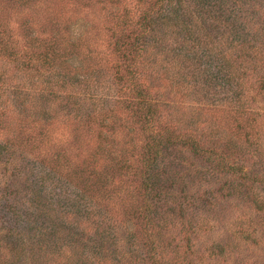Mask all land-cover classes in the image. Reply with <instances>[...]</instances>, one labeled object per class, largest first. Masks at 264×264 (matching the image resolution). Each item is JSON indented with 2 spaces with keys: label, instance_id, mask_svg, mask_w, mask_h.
<instances>
[{
  "label": "rangeland",
  "instance_id": "rangeland-1",
  "mask_svg": "<svg viewBox=\"0 0 264 264\" xmlns=\"http://www.w3.org/2000/svg\"><path fill=\"white\" fill-rule=\"evenodd\" d=\"M154 1L0 0V38L7 40L9 45H14L20 53H24L26 60L29 57L33 58V67L26 72L25 84L31 87L33 81L42 79L41 81L46 83L47 87L50 86L51 91L53 90L51 94L47 88L43 90L42 98L47 101H40L39 96L34 99L26 94L27 100H34L29 102L30 106L20 110L24 93L23 96L16 95L12 87L15 81L18 83L20 73L9 63L6 55L0 54V72L10 74L8 77L2 73L0 75H3L0 78V93L5 91V95L2 97L0 95V99L2 102L9 99L14 106V108L8 106L0 109V141L2 143L17 142V148L13 150V154L19 177L9 175V179L15 180L16 186H21V177L28 176L26 185L19 187L23 189L21 193L24 194L29 190L49 198L48 202L45 201L44 212L40 211L41 216L32 206L19 208L17 220L13 215L7 214V228L14 227L18 230L16 243H20L22 247H28L30 239L35 236L39 227L43 238L48 236V234L44 236L48 228L61 229L57 233L59 237H63V241L58 243V247L77 246L78 241L81 242V246L103 243L105 240H99L94 235V229L91 232L82 231L85 228L83 225L85 219L82 215L87 214L86 211L92 203L97 204L94 209V219L100 220L102 224H111L109 230H112L111 234L118 237L116 238V242L119 241L118 249L126 243L124 247L137 241H144L146 229L142 179L144 178L143 154L146 138L145 136L143 138L142 126L135 123L131 117V107L135 103L131 101L135 97L130 91L126 94L120 92V96L113 99L112 97L116 94H113L111 79L114 76L121 78V82H118L116 87L124 90L132 80L131 77L135 79L142 71L141 68L136 71V65L144 67L139 65L140 62L144 64V57L143 60L142 56L134 61L127 60L119 45L125 36L130 35L132 40L135 34L139 33V29L141 32L144 31V26H141L144 24V15L152 13L149 10L151 7L156 8ZM184 1L185 19H182L184 21L180 22L175 30V38L171 36L172 42L165 44L168 50L176 53L173 54L176 60L174 67H178L182 74L184 72L187 74L181 75L172 82L168 80L172 76L171 73L163 78L167 79L163 85L164 90L174 103L168 107L169 111L176 108L172 117L177 121L179 114L188 115L194 107L193 114L196 111L198 116L195 122L193 119L194 124L191 126L195 127V133L209 134L212 138L215 135L217 139L213 138L216 141L214 145H226L227 148L229 144L231 148L238 147L240 154L237 152L234 159L240 161L253 173L262 175L264 171V99L256 105L249 116H243L246 120L245 124L249 126L243 133L236 128L232 118L235 114L221 112L222 109L212 105L210 101L216 102L215 99L219 101L226 96L227 87L217 78L216 71H213L214 67L224 63L222 54L241 41L245 45L253 36L258 37L264 34L260 30L262 25L258 24L259 21L264 20V0ZM144 3L147 4V8ZM194 51H202L203 57L198 58ZM45 55L53 58V64L54 61L62 62L60 69L63 72L52 64L44 63ZM249 57L245 60L248 61L245 63V68L247 76L252 77L256 65L255 53ZM99 65H104V68L97 69ZM174 67H169V70ZM220 75L222 79L224 73ZM188 78H191L195 84L191 90L183 87L184 83L188 82ZM178 80H180L179 83ZM216 81H218L217 86H215ZM56 82H59L62 87L65 84L66 91L70 92L72 99L77 100L80 113L100 107H104L105 110L112 107V123L108 128L101 126L98 123L100 120H97L90 126L77 128V121L80 120L78 118L74 125L65 129L59 126L53 132L56 145L46 149L40 155L39 137L43 131L39 123L34 125L28 117L33 112L43 111L55 115L57 107L54 105L67 102L66 95H63L61 99L57 97L62 87L55 88ZM164 90L162 93L165 92ZM57 98L59 102H56ZM160 124H165L167 129V123ZM178 128L183 127L180 125ZM169 130L172 132L174 145L165 152L166 158L161 157L157 161L158 164L152 169V175L165 176V179L181 177L182 179L178 182L188 183L191 190L195 182L201 178L198 176L196 181L191 180L192 172L199 168L202 169L203 177L206 178L203 188L210 187L216 190V195L220 197L221 182L216 179L213 180L215 183L210 180L211 184H209V175L205 172L210 167L207 159L190 156V152L184 146V140L177 134L178 129L175 124ZM235 131L239 133L238 136L235 135ZM103 137L107 140L105 141ZM34 163L42 168V171L43 169L51 170V176L44 175L42 186L36 185L35 181V176L38 178L37 171L40 169L29 171V167ZM165 164L168 168L164 174ZM23 167L26 169H22ZM10 171H13V167ZM31 182H34V186ZM27 185L30 187L27 188ZM174 187L172 191L180 194L182 185L178 186L175 183L172 189ZM196 187L194 186L195 190H197ZM203 188L199 189L203 192ZM77 191L84 194L85 198L78 199ZM255 191L260 198L264 197L263 189L258 187ZM63 192L66 198L62 197ZM60 198H62L61 201ZM221 203L217 209L228 208L234 211L241 205L239 203L231 205L230 201ZM0 204H3L0 206V211L8 212L4 202L0 201ZM173 206L174 203L169 204V209ZM61 207L66 209L80 207V211H75L79 213V217L70 216L67 210H62ZM36 213L38 219L33 216ZM105 214H109L111 218L104 220ZM139 215L141 218H138ZM76 224L78 231L84 234L81 238L76 237V244H74L75 237L72 241L71 234L76 230ZM216 237H219L217 233ZM120 238H123L125 242H122L123 239L120 240ZM2 243L0 248L4 250L5 242ZM1 252L0 259L3 258V260L14 256L11 246L10 250Z\"/></svg>",
  "mask_w": 264,
  "mask_h": 264
},
{
  "label": "trees",
  "instance_id": "trees-1",
  "mask_svg": "<svg viewBox=\"0 0 264 264\" xmlns=\"http://www.w3.org/2000/svg\"><path fill=\"white\" fill-rule=\"evenodd\" d=\"M183 2L185 1H154L156 8L151 7L149 10L152 13L144 15V24L141 25L142 27L144 26V31L141 32V29H139V33L135 34L132 40H130V35L125 36L120 42L121 45H119L123 50V56L127 60L134 61V59H138L141 56L143 60L144 57V64L143 62L139 63V65L144 67L136 65V71L140 68L142 71L135 79L131 77L132 80L124 90L116 87L117 83L121 82V78L114 76L111 79V88L114 91L113 94H116L112 97L113 99L119 97L120 92L121 94H126L130 91L135 97L131 101H135L131 107V117L135 123L142 126L143 138L144 136L146 138L143 154L144 178L142 179V184L144 185V224L146 229L144 241H137L124 247L126 243L118 249L117 243L119 241L116 242L118 237L111 234L112 230H109L111 224H102L100 220L94 219V209L97 204L92 203L91 207L86 211L87 214L82 215L85 219L83 223L85 228L82 231L89 230L88 232H91L94 229V235L99 240H105L104 242L106 243L81 246V242L78 241L77 246L58 247V243L63 241V237H59V233H57L61 229L48 228V231L45 228L47 231L44 236L48 234L47 240V237H41L43 234L39 227L35 236L30 239V244L27 248L22 247L20 243L17 244L18 230L14 227L7 228V214L13 215L14 219L17 220L16 215L19 213V208L32 206L38 210V214L41 216L40 211L44 212L46 209L45 201L48 202L49 198L42 196L41 193L34 194L29 190L24 194L21 193L23 189H19V187L26 185L28 176L23 175L21 177V186H16L15 180L9 179V175L18 176L15 166L16 159L13 154V150L17 148V142L9 143L6 141L2 143L0 141V201H3L4 206L8 209L6 210L8 212L2 213L0 211V246L3 245L2 242H5L6 247L4 250L0 248V252L10 250V246L11 251L14 252L13 258H4V260L2 258L0 259V264H264V197L260 198L255 191L258 187L264 190V171L262 175L260 173L259 175L255 174L240 161L234 159L236 153H239L238 147L231 148L229 144L227 148L225 147L226 145H214L216 141L213 138L217 139L215 135L212 138L209 134L201 135L195 133V127L191 126L198 116L196 111L193 114L194 107L188 115L179 114L177 121L172 117L176 108L172 111H169L168 108L174 103L164 90L163 85L167 79L163 78L167 77L168 73H171L172 76L168 80L172 82L180 78L181 75H187L186 72L184 74L179 72L178 67H174L176 65V60L173 56L175 52L165 47V44L172 42V35L173 39L175 38V30L179 23L184 21L182 19H185ZM216 2L218 4V1ZM144 5L147 8V4L144 3ZM258 24L262 25L260 30L264 32V20L259 21ZM205 36L208 38L207 35ZM0 39H2L0 41V51L2 53L0 52V54L2 56L6 55L5 57L9 63L20 73L18 83L15 81L12 85L16 95L23 96L24 93L20 110L30 106L29 102H32L37 96H39L40 101H47L42 98L43 90L47 88L49 94L53 93V90L51 91L50 86L47 87L46 83L41 81L42 79L33 81L32 85H30L31 87H27L25 84L26 72L33 67V58L29 57L26 60L24 53L16 50L14 45H9L7 40ZM248 41L245 45L241 41L222 54L224 63L214 67L215 70L213 71H216L217 78L227 87L225 90L226 96L219 101L215 99L216 102L210 101L212 105L221 108V112L227 114L232 112L235 114L232 118H234L236 128L240 129L242 133L249 128L245 124L246 120L244 117L249 116L256 105L264 99V34L258 37L253 36ZM194 53H196L198 58L203 57L202 51H194ZM252 53H255L256 65L252 77H248L245 68V63L248 61L245 60L250 58L249 56ZM43 61L49 65L56 66L62 71L60 69L62 62L54 61L53 64V58H48L46 55ZM100 67L104 68V65H99L97 69L100 70ZM169 67L174 68L169 70ZM175 69H177L176 72H173ZM1 73L7 77L10 76L8 72H0V75ZM222 73L224 75L221 79L220 74ZM253 75L258 76V78ZM179 82L180 80H178ZM59 84V82H56L55 88L57 86L61 88L62 86ZM184 85L183 87L187 90L195 87L191 78H188V82H185ZM217 85L218 81L215 82V86ZM65 88L64 84L57 97L61 99L63 95H66L67 102L54 105L57 107L54 112L56 113L55 115H50L43 111L33 112L28 117L33 121V124L39 123V127L43 131L39 137V142L41 143L40 155L46 149L56 145V138L53 140V132L59 126L65 129L74 125L78 118L80 120L77 121V128L90 126L97 120H100L98 123L101 126H107L108 128L111 126L112 107L107 110L104 107H100L80 113V109L77 107V100L72 99L70 92H67ZM163 90L165 91L164 93H162ZM4 92L0 93L1 97L5 95ZM26 94L34 99L27 100ZM188 99L191 100L190 97ZM198 104L200 105L201 102L199 101ZM8 106L14 108L11 100L8 99L2 102L0 99V109ZM160 123H167V129H165V124ZM174 124L178 129L177 134L184 140V146L190 152V156L198 159L205 158L210 163V167L205 172L209 175V184H211L210 180L218 179L221 182V190L219 188L220 197L216 195V190L210 189V187L208 189L203 188L206 178L203 177L204 173L199 168L195 169L191 176L193 182L198 179V176L201 177L195 182L197 185L194 184V186H197V190L194 189V186L190 190L188 183H179L178 181L182 179L181 177L177 178L175 176L165 179V176L152 175V169L158 164L157 161L161 157H165V152L174 145L172 132L169 130ZM180 125H182V129L178 128ZM164 129L165 131H163ZM235 132V135L238 136L239 133ZM207 138L209 139L207 140ZM103 139L105 140L106 138L103 137ZM36 165V163L31 164L29 171L40 169V171L36 170L38 178L35 176V181L36 185L42 186V184L44 185V175L46 177L47 175L51 176V170L43 169L42 171V168ZM11 167H13V171H10ZM167 168L168 165L165 164L164 174ZM22 169L26 168L23 167ZM24 179L25 181H23ZM34 182H31L33 186ZM213 182L215 183V181ZM175 183L183 187L180 190V194L172 191L175 189V187L172 189ZM30 186L27 185V188ZM200 187L204 189L203 192L199 189ZM37 190L40 191V188L37 187ZM192 192L196 193V195H193ZM64 194L63 192L62 197H65ZM76 196L78 199L79 197L80 199L85 198V195L78 191ZM220 199H223V201H220ZM227 201H230L231 203L229 204L231 205H236L237 203L241 205L234 211L228 208L217 209V206L222 204L221 202L226 203ZM171 203H174V206L169 209V204ZM61 208L62 210H67L66 212L70 216L79 217V213H75V211H80V207L72 209ZM33 216L37 219L39 218L37 213ZM108 217L109 214H105L104 220ZM28 218L33 219V217L29 216ZM138 218H141V215ZM14 226L16 227L15 221ZM75 229L71 234V240L73 241L74 239V244H76V237L81 238L84 234L78 231L77 224ZM216 233L219 237H216ZM122 239L120 238V240ZM122 242H125V240L123 239Z\"/></svg>",
  "mask_w": 264,
  "mask_h": 264
}]
</instances>
